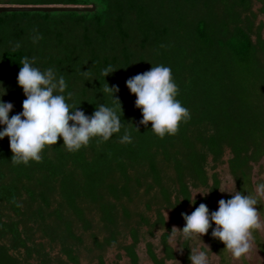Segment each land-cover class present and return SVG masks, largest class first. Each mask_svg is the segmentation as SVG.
Wrapping results in <instances>:
<instances>
[{
	"label": "trees",
	"instance_id": "obj_1",
	"mask_svg": "<svg viewBox=\"0 0 264 264\" xmlns=\"http://www.w3.org/2000/svg\"><path fill=\"white\" fill-rule=\"evenodd\" d=\"M9 3L95 7L90 13L0 14V101L13 105L9 118L22 112L26 98L17 85L24 57L42 72L51 68L57 80L63 76L67 87L63 93L54 94L64 95L70 106H79L78 110L89 118L100 105L116 108L120 115L111 95L103 91L104 82L117 87L114 98L122 106V117L120 131L107 141L95 137L86 147L69 151L59 139L56 145L45 147L40 162L30 160L27 165L14 163L8 138L0 140V217L5 207L21 216V220L43 221L44 210H49L51 199L58 197L53 214L62 221L68 235L69 221L62 220L67 210L83 221L86 211L96 212L104 230L113 235L119 221L129 217L127 205L147 178L159 189L162 200L170 202L169 188L164 182L171 177L163 166L173 170V181L177 182V192L185 205L189 197L188 180L206 181L203 166L208 155L216 162L227 146L232 153L231 166L242 168L249 157L247 147L254 146L255 151H260L263 120L247 105L250 102L245 96L252 93L238 78L239 72L254 66L251 39L242 28L235 29L226 39H218V30L211 29L207 15L196 13L200 10L196 8L197 0H179L174 7L161 0ZM188 11L195 14L187 17ZM216 47L231 58L232 69L225 65L219 70L209 67L210 51ZM160 65L171 69L178 88L176 99L190 115L186 122L180 123L175 135L166 134L163 138L151 131L150 123L147 126L140 123L142 115L135 107L136 97L126 87L128 79ZM109 66L117 71L104 78L101 73ZM3 128L0 125V131ZM125 132L131 138L130 143L121 142ZM152 187L147 184L145 193ZM23 193L26 201H20ZM33 201L39 203L34 211ZM22 204L26 205L24 209ZM2 226L15 239L16 223L5 225L0 221ZM1 230L0 239L5 235ZM6 251L0 244V256L6 255L10 260ZM3 263L9 264L0 261Z\"/></svg>",
	"mask_w": 264,
	"mask_h": 264
},
{
	"label": "rangeland",
	"instance_id": "obj_2",
	"mask_svg": "<svg viewBox=\"0 0 264 264\" xmlns=\"http://www.w3.org/2000/svg\"><path fill=\"white\" fill-rule=\"evenodd\" d=\"M10 1L13 0H0V6H14L10 5ZM161 1L168 7H174L179 0ZM196 8L200 9L198 12L193 8L196 13L207 15L211 29L213 27L218 30V39L230 37L237 28L248 33L253 46L254 66L239 72L238 78L245 89L252 93L250 97L245 96L250 102L247 105L253 109V113L256 111L260 114L264 124V0H197ZM182 10L185 11V8L182 7ZM194 11L192 14L188 11L186 16L194 15ZM212 34L215 35L214 32ZM220 51L217 47L210 51L212 58L209 67L219 70L225 65L232 69L231 58L226 52ZM257 125L260 128V123ZM262 135L260 151H255L254 146L247 147L249 157L242 168L231 166L232 153L227 146H224L222 157L216 162L208 155L203 166L206 181L188 180L189 197L185 205H182L183 198L177 192V182L173 181V170L163 166L171 177L170 181L164 182L165 187L169 188L170 202L162 200L159 189L151 178H147L146 184L139 189L132 203L127 205L129 217L120 219L113 235L104 230L96 212L86 211L84 222L67 210L64 211L62 220L69 221L71 231L68 235L62 221L53 214L52 209L56 207L55 200L58 197L51 199L49 210H44L43 221L21 220V216L4 207L1 209L0 221L5 225L16 223V236L13 239L12 234L6 233V227L0 228L1 232H5L0 244L7 248L6 253L11 258L9 260L6 255L0 256V261L9 264H190L192 249L206 250L202 241L211 252L209 264H264V230L254 232L252 253L238 261L224 250V245L219 240L212 237L214 224L200 238L201 241L198 237L184 239L180 233L170 238L173 227L182 230L185 226L182 214L190 215L201 203L207 205L211 214L218 210V202L221 199H231L235 190L244 195H255L257 184L264 183V128ZM147 184L153 187L145 193ZM194 196L193 204L191 202ZM26 200V194H21L20 201ZM24 204L21 205L22 209L26 206ZM37 204L39 203L36 201L31 204L33 211ZM257 210L264 221V198L258 199ZM118 213L121 217L120 211ZM134 233L137 235L136 243Z\"/></svg>",
	"mask_w": 264,
	"mask_h": 264
},
{
	"label": "clouds",
	"instance_id": "obj_3",
	"mask_svg": "<svg viewBox=\"0 0 264 264\" xmlns=\"http://www.w3.org/2000/svg\"><path fill=\"white\" fill-rule=\"evenodd\" d=\"M20 64L22 66L17 76V85L26 97L22 103V112L9 118L13 105L0 101V125L4 126L3 131H0V140L8 138L14 163L27 165L30 160L40 162L45 147L56 145L59 139L63 140L67 150L78 151L86 147L92 138L99 137L107 141L120 131L122 106L114 98L118 92L117 87H109L104 82L103 91L111 95L120 115L116 108L100 105L89 118L78 110L79 106H70L64 95L54 94L57 91L63 93L66 89L63 76L57 80L51 68L42 72L33 67L27 57ZM115 71L109 66L101 74L105 78ZM126 87L136 97L135 107L141 110L142 115L140 123L145 126L150 123L151 131L160 138L166 134L175 135L180 123L190 118L188 109L176 99L178 88L169 67L152 66L149 71L128 79ZM121 142H131L127 132ZM195 196L191 202L193 204ZM231 197L227 201L221 199L218 210L211 214L203 203L190 215L182 214L185 226L182 230L173 227L170 238L180 233L184 239H200L214 224L212 237L224 245V250L234 260L250 255L254 248V232L264 230V221L257 210L258 199L264 198V183L257 184L255 195H244L235 190ZM201 244L206 250L192 249L190 264H209L210 249L202 241Z\"/></svg>",
	"mask_w": 264,
	"mask_h": 264
},
{
	"label": "water",
	"instance_id": "obj_4",
	"mask_svg": "<svg viewBox=\"0 0 264 264\" xmlns=\"http://www.w3.org/2000/svg\"><path fill=\"white\" fill-rule=\"evenodd\" d=\"M95 7L83 6H0V14L2 13H16V12H93Z\"/></svg>",
	"mask_w": 264,
	"mask_h": 264
}]
</instances>
